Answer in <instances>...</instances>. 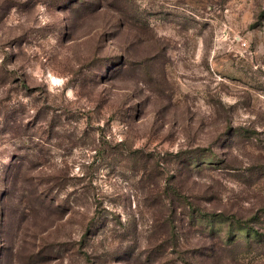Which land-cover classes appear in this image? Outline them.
Listing matches in <instances>:
<instances>
[{
	"label": "rangeland",
	"instance_id": "1",
	"mask_svg": "<svg viewBox=\"0 0 264 264\" xmlns=\"http://www.w3.org/2000/svg\"><path fill=\"white\" fill-rule=\"evenodd\" d=\"M0 264H264V0H0Z\"/></svg>",
	"mask_w": 264,
	"mask_h": 264
}]
</instances>
